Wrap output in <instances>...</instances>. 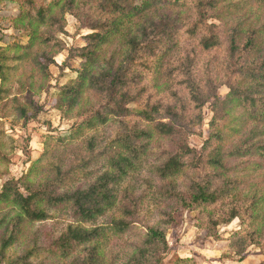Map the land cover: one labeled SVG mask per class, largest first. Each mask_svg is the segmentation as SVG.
Wrapping results in <instances>:
<instances>
[{"label": "trees", "instance_id": "trees-1", "mask_svg": "<svg viewBox=\"0 0 264 264\" xmlns=\"http://www.w3.org/2000/svg\"><path fill=\"white\" fill-rule=\"evenodd\" d=\"M0 1L4 5H0V41L3 40L0 44V82L7 78L8 70L14 67L8 66L6 62L12 60L16 65H21L30 61L33 48L38 50L44 46H59L55 50L51 48L50 52L44 49L41 59L36 60L32 55V64L38 65L41 70L45 71L47 65L55 63L54 53L64 48L56 33H64L66 13L92 22L86 24V27L93 32L84 36L86 45L78 50L77 57L82 62L74 69L76 76L61 86L55 107L62 113V117H68L86 93L102 96L104 100L98 108L78 114L69 131L56 138V145L67 147L90 131H96L111 122L118 123L110 143L112 152L105 154L106 164L101 171L90 175L87 185L70 186L71 180L76 179V168L88 173L87 169L99 159L100 154L93 152L95 134L82 138L88 151H92L82 165L67 169L62 167V163L50 164L47 176L36 182L30 179V174L37 167L34 162L28 173L19 178H10L1 185L0 264L8 260L5 258L7 249L20 240L32 223L50 218V211L61 210H67L79 223L68 224L59 236L51 240L47 248L51 254L60 258L77 254L71 264H121L117 254H108L103 250L108 238L105 228L108 227L118 236L133 228L143 198L133 196V191L123 185L130 175L147 164L153 155L152 141L157 138L169 142V147L155 154L154 164L149 165L156 178L164 183L158 191L162 198L171 200L179 210L185 211L209 206L221 199L222 204L218 208H227V212L220 216L219 223L228 224L235 218L245 221L248 217L251 224L264 219L263 214L260 217V213L255 212L264 203V190L254 192L248 202L247 195L243 196L241 203L236 191L240 173L245 175L247 171L264 167V21L259 22L255 28L252 25L241 28L239 22L232 27L229 51L232 55L239 54L236 58L238 65L227 86L228 93L213 103L214 112L209 122L208 138L198 150L189 146L185 130L175 124L172 117L165 121L154 118L159 103L150 107L144 104L140 98L143 87L131 93L132 86L139 82L134 81L130 85L133 69L129 66L143 65L147 68V60L142 58L139 61L138 58L148 51L153 52L154 48V39L145 44H142L141 39L150 36L149 33L156 36L161 31L168 37L167 40L174 42L170 48L174 47L176 41L171 40L173 31L179 22L184 23V19L179 16L180 11L157 16L155 0ZM8 3L16 4L15 11L9 12L5 6ZM167 3L174 7L186 6L180 0H168ZM254 3L264 7V0H190L189 9L193 10L194 18L185 31L189 37L198 39V45L203 51L211 50L219 45L221 39L217 24L209 22V19L219 18V15L215 16L219 4H223L225 12H232L251 7ZM146 22L148 26H145ZM7 29L15 33L6 34ZM113 36L127 50L129 63L114 64L109 61L106 68L96 71L94 67L101 54L102 44ZM51 42L54 44L50 47ZM240 53L244 56L253 53L256 59L249 60L247 57L241 63ZM249 63L253 65L249 66ZM159 66L160 62H156L154 68H149L155 74ZM193 98L199 101L197 94ZM132 104L135 106L131 107ZM196 105L200 109L202 103ZM169 111L170 115H176L172 110ZM194 118L197 124L201 121L200 115ZM245 123H250L247 134L242 139L238 137L232 140V136L240 135V127L246 126ZM202 167L208 169L203 177H192L185 188L178 187L177 179L186 169ZM219 181L222 183L219 184ZM243 207L251 209L248 216L242 215ZM3 210L5 212H1ZM111 211L115 215L111 217L109 226L88 228L81 225L82 222H95ZM173 221V216L169 215L163 222L158 220L145 226L143 234L129 243V253L124 264H161L168 249L165 230L161 225ZM241 232L238 235V231L236 235L241 248L247 244H259L264 248L262 228L257 226L255 231ZM34 252L28 249L23 255L17 256L15 260L9 259L5 264H28ZM189 261V258H180L177 264Z\"/></svg>", "mask_w": 264, "mask_h": 264}, {"label": "rangeland", "instance_id": "rangeland-1", "mask_svg": "<svg viewBox=\"0 0 264 264\" xmlns=\"http://www.w3.org/2000/svg\"><path fill=\"white\" fill-rule=\"evenodd\" d=\"M167 1L155 0L156 15L176 14L180 11L179 16L184 19V23L179 22L171 36V40L176 41V45L170 48L174 42L167 40L168 37L161 31L156 36L149 33L150 36L141 39L142 44L154 39L155 41L152 42L154 48L153 52L148 51L138 58L139 61L142 58L147 60V68L143 65L129 66L133 69L130 74L132 78L130 85L134 81L139 82L132 86L131 93L134 94L143 87L144 91L140 96L142 102L149 107L159 103L158 111L153 115L154 118L165 121L172 117L175 124H179V127L181 125L185 130L189 146L199 150L208 138L209 122L214 112L213 103L217 98L222 99L228 93L227 86L238 65L236 58L239 54L232 55L229 51L230 31L237 22L240 23L241 28H247L250 25L255 28L259 22L264 21V7L254 3L251 7L225 12L222 7L224 3L219 4L218 11L215 13V16L219 15V18L209 19V22L217 24L221 32L220 43L211 50L203 51L198 45V39L189 37L185 31L194 18L193 10L189 9L190 0H180L186 3L185 7H174ZM0 5L4 7L3 1H0ZM5 6L9 12L17 7L14 3H8ZM90 22L89 19H78L68 13L64 15V33H56L63 42L64 48L54 53L55 63L47 65L45 71L38 65L32 64V55L36 57V60L41 59L44 49L50 52L56 47L59 48L57 45L52 46L54 42L50 43L52 49L45 46L39 47L38 50L33 48L30 61H25L21 65H16V62L12 60L6 62L8 66L14 67L8 70L7 78L0 82V187L10 178H19L28 173L34 162L37 167L30 174V179L36 182L47 176V168L50 164L62 163V167L67 169L82 165L84 159L88 158L92 152L88 151L85 140L82 139L87 135H96L93 152L100 154L99 159L87 169L88 173L76 168L74 173L76 179L71 180L70 186L87 185L90 175L101 171L106 164L105 154L112 152L110 143L118 129L117 122L108 123L96 131H90L67 147L56 145V138L69 131L78 114L98 108L104 100L102 96L86 93L82 102L68 117H62V113L55 107L61 86L76 76L74 69L78 68L82 62L77 54L80 47L86 45L84 36L93 32L86 27V24L92 23ZM145 26H148V22ZM13 32L15 33L12 29L5 31L6 34ZM118 43L116 36L104 41L94 67L96 71L106 68L109 61L114 64L129 63L127 50ZM250 55L252 56L249 57ZM247 57L249 60L256 59L253 53L245 56L240 53V62L244 63ZM156 62H160V66L159 71L154 74L149 67L154 68L153 65ZM196 94L199 101L193 98ZM199 102L202 103L200 109L196 105ZM169 110L176 115H170ZM196 115L201 117L198 124L194 118ZM249 124L240 127V135L232 136V140L238 137L242 139L249 130ZM229 133L234 134L231 131ZM168 147L169 142L166 139H154L151 145L153 155L148 159L147 164L125 181L123 186L133 191V196H141L143 201L134 219L133 228L126 233L118 236L108 227L105 228L108 238L103 250L108 254H117L120 257L118 262L124 264L129 253V243L143 234L145 226L158 220L163 222L171 215L174 221L161 225L168 242V249L161 264H177L180 258L190 259L185 264H264V248L259 244H247L241 248L242 245L236 238L238 231L240 235L241 231V233L255 231L257 226L264 232V219H258L256 223L251 224L248 217L245 221L235 218L228 224L219 223L222 214L227 212V208L224 210L218 208L222 204L221 199L212 205L185 211L179 210L175 203L159 195L158 191L163 188L164 183L156 178L149 165L154 164L155 154ZM207 170L204 167L186 169L177 179L178 187L185 188L190 178L199 179L207 173ZM221 183L222 181H219V184ZM261 189L264 190V167L247 171L245 175L240 173V183L236 186L240 203L243 202V196L247 195L248 202L252 194L257 191L260 193ZM249 212H251L249 208L241 210L244 217L248 216ZM255 212L263 217L264 203ZM114 215V211L107 212L95 222H82L81 225L88 228L109 226L110 219ZM77 223L79 222L67 210L50 211V218L32 223L20 240L7 249L5 258L8 260L5 259L2 263L15 260L17 256L31 249L33 252L36 251L30 257L28 264H71L77 254L60 258L51 254L47 248L51 240L59 236L68 224Z\"/></svg>", "mask_w": 264, "mask_h": 264}]
</instances>
